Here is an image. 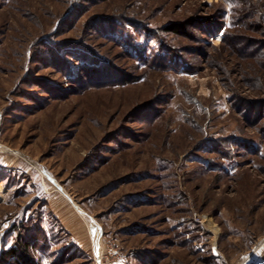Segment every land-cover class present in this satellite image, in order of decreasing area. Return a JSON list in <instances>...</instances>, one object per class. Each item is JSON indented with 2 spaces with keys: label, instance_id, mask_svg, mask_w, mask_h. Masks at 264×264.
I'll list each match as a JSON object with an SVG mask.
<instances>
[{
  "label": "rangeland",
  "instance_id": "1",
  "mask_svg": "<svg viewBox=\"0 0 264 264\" xmlns=\"http://www.w3.org/2000/svg\"><path fill=\"white\" fill-rule=\"evenodd\" d=\"M259 18L264 0H0V264L34 226L36 264H264ZM165 49L194 70L141 62Z\"/></svg>",
  "mask_w": 264,
  "mask_h": 264
},
{
  "label": "trees",
  "instance_id": "2",
  "mask_svg": "<svg viewBox=\"0 0 264 264\" xmlns=\"http://www.w3.org/2000/svg\"><path fill=\"white\" fill-rule=\"evenodd\" d=\"M257 13L258 12L254 11L252 8L240 12L238 14L239 15L238 16V24L235 22V24H234L235 27L241 29V31H242V29L244 27L243 24H245V21H247L248 18L249 19H253L256 17L258 18ZM258 23H257V28H255L257 30H255L254 32H256L259 35H262V37H263L264 36V25H262V19L259 18ZM253 24H256V23H253ZM182 25L183 24L179 25V27ZM223 28H224V23L220 26L219 30L222 31ZM173 31H174V29H172V27L167 28V32L173 33ZM241 31L238 33H235L233 35L231 32L230 33H228V32L224 33V38H223L222 44L224 46H227L228 49L230 51H232L233 53L239 52L237 50L238 46L239 45L244 46L243 42L247 41V40H245V38L241 34ZM108 33L110 34L108 36L113 37V35H114L113 39L117 42V44L123 43L127 48H129V46L124 41L123 34L118 30V28L117 29L113 28ZM106 37H107V35H106ZM248 43L250 44V47H248V49H246V51L251 50L253 48H256L257 53L248 52V55L245 54V56L244 55L242 56L244 59L251 58V57H253L254 54H260L264 50V42L259 43V42H256L253 40L252 42L249 41L246 44L248 45ZM161 51L166 52V55H160V53H159V55L153 56V58H150V59L144 58L143 60H141V62L146 64L147 66H153V67L160 65L161 67L155 68V69H165V70L171 71V72L177 71V72L189 73V72H192L194 70V67H192V65L188 66V64L186 62L184 64L182 58H178L179 60L177 58H173V59L170 58V56H171V53H170L171 50L170 49L160 50V52ZM262 60H264V59H262ZM180 63H182V64L180 65ZM256 74H257L256 75L257 78L256 77L251 78V74L250 73L247 74L246 77L249 79L244 80L245 81L244 85L246 88H248V87H250V83H252L255 85V89H258L259 92L260 91L262 92L264 90V66H263V69L259 70ZM255 110L256 109L253 110V113H255ZM22 231H23L22 235L24 237H21L19 240L17 239L18 241L16 242L15 248H13L7 252H4V254L2 256V261H1L2 264H36L35 262H32V261L30 263L29 259L27 258L30 254L29 253L30 247H31L30 242L32 240H35L36 241L35 242L36 248L41 249V247H42L41 243H43V244L46 243V238L44 237L45 231L42 228L37 227V226H34L33 230H31V229L29 230V229H27V227L23 228ZM20 235H21V233H20ZM25 235H27L28 239H27V237H25ZM8 260H11L13 262L8 261Z\"/></svg>",
  "mask_w": 264,
  "mask_h": 264
},
{
  "label": "crops",
  "instance_id": "3",
  "mask_svg": "<svg viewBox=\"0 0 264 264\" xmlns=\"http://www.w3.org/2000/svg\"><path fill=\"white\" fill-rule=\"evenodd\" d=\"M54 206V207H53ZM55 206H60L61 208H63L62 207V204H61V201H59L58 203H54V205H52V204H50L49 203V205H48V209H49V213H51L52 215H54L56 218H57V220H58V222H60V224H61V226L63 227V229L64 230H66L67 232H68V234L73 238L74 237V239H77L75 236H74V234L73 233H75L74 231L75 230H77V223H73L72 224V227L71 228H67V225L66 224H64V222L62 221V218L64 217H66V215H64L63 213L62 214H59V212H60V209H58V208H56ZM68 217V216H67ZM66 217V218H67ZM71 225V224H70ZM74 230V231H73Z\"/></svg>",
  "mask_w": 264,
  "mask_h": 264
}]
</instances>
